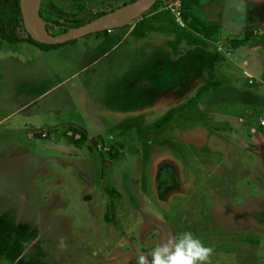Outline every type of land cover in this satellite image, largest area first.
Masks as SVG:
<instances>
[{"label":"rangeland","instance_id":"1","mask_svg":"<svg viewBox=\"0 0 264 264\" xmlns=\"http://www.w3.org/2000/svg\"><path fill=\"white\" fill-rule=\"evenodd\" d=\"M121 1L40 0L39 10L69 27ZM226 2L228 20L250 22ZM166 5L145 19L190 31ZM132 25L43 49L0 39V212L37 229L40 264H137L185 231L213 248L210 264H264V33L238 34L234 50L219 29L171 67L161 46L147 86L150 46L115 38ZM196 58L201 78L184 80ZM68 125L85 133L80 146L66 141Z\"/></svg>","mask_w":264,"mask_h":264},{"label":"trees","instance_id":"2","mask_svg":"<svg viewBox=\"0 0 264 264\" xmlns=\"http://www.w3.org/2000/svg\"><path fill=\"white\" fill-rule=\"evenodd\" d=\"M18 1L19 0H0V39L10 42L25 40L27 42H31L33 44L41 46V48H47L60 44H47L37 42L29 37V35L24 31L22 27ZM130 1L132 0H123L114 5L103 4L93 13L92 16L86 18L85 20L73 23L70 26L81 24L97 15L110 11ZM174 1L175 0H156L147 9V11L142 13L139 17L129 21V23L133 22V25L129 30L130 34L134 36H142L145 31L156 29V27H154L150 23V20L145 19V15L153 12L156 9L158 3L168 4ZM177 1V8L180 11V16L182 20H184L185 25L190 29V31L182 30L179 35L181 34V37L185 38L188 44L205 46L207 40L211 39L216 33H218L220 29L219 25L216 23H206L194 14V12L192 11V6L196 4L198 0ZM38 13L40 15L39 6ZM155 17L156 15L152 16V18ZM47 22H49V24ZM66 28L67 26L59 25L55 21L50 20L46 21L45 24L46 31L52 35L58 32H62ZM245 39L246 36H232L227 40V46L230 48H236L238 46H241L245 42ZM207 86V84H202L196 91V94H199V92L207 88ZM171 117V111L164 113L155 121V127L162 126L164 123L169 121ZM68 129L69 132L64 133V136L69 144L80 146L86 140V135L82 130L73 126H68ZM109 191L110 193H113V189H110ZM36 237L37 229L27 222L15 221L11 210L5 209L0 212V256L8 260L10 264H40L39 257L42 255L43 250L37 243ZM244 239L251 240L249 236H244ZM28 246H32V253L26 251V248Z\"/></svg>","mask_w":264,"mask_h":264},{"label":"crops","instance_id":"3","mask_svg":"<svg viewBox=\"0 0 264 264\" xmlns=\"http://www.w3.org/2000/svg\"><path fill=\"white\" fill-rule=\"evenodd\" d=\"M235 1H236V10L234 9L233 10L238 12L241 15V18L243 17L244 20H249L250 21L249 23L237 25L236 23H233L230 20H228L227 17L224 15V8L229 4L228 2H226V0H218L215 2L213 0V2H210V3L209 2L205 3L204 1L198 0V2L192 6V11L202 21L206 23L218 24L220 27V32L223 30L224 33H226L227 35H230V37L231 36L237 37L238 34L245 32V31H248L249 33H264V0H235ZM152 21L150 23L154 27L157 26L156 29L145 31L142 36H134L130 34V31L120 30L119 33H116V37H115L117 42H122L123 38H126V36H131L132 42L138 47L150 46L149 52L151 54V61L153 62V65L155 66H151V69L153 71H151V69L149 70V67H148L149 72H147V74H150L152 77L149 80L148 79L146 81L144 80L143 83L147 84V86L154 85L155 84L154 76L155 75L159 76V74L157 73H160L159 70H161V65H162L159 63V61L162 59V57L160 56L161 46H163V48H165L167 52L165 59H168L167 65L170 63L168 65L170 67L171 65L175 64L174 62L175 60L183 62L184 60L183 52H190L191 50L196 51L198 48L202 49L200 48V45L198 46L196 44H188L185 38L181 37V35H178L176 37V33H173L174 31L172 32L171 30L166 29L164 27L161 28L159 24L156 25ZM107 32H110V31H107ZM260 36H262V34H260ZM172 37L175 39V41H173L174 42L173 47L171 46L172 40H173ZM160 39L162 40V42L160 41ZM157 40L159 42H156ZM249 44H252V42H249L248 45ZM241 47H243V44L241 46L236 47L234 50L239 49ZM172 52L174 53L176 52L178 54L177 59L171 58ZM261 62H263V59H261ZM190 63L189 64L192 66V68L188 67V64L185 62L182 64V69L189 70V68H191L193 71L192 72L193 75L192 74L190 75L192 77L186 78L190 75L184 76L185 74H187V71L182 73L181 77L187 81H191L194 79L196 80V82H198V80L201 78V75L199 73V69H197V65H200V62L196 58L193 61L190 60ZM152 74H155V75H152ZM77 127L78 126H76V128Z\"/></svg>","mask_w":264,"mask_h":264},{"label":"water","instance_id":"4","mask_svg":"<svg viewBox=\"0 0 264 264\" xmlns=\"http://www.w3.org/2000/svg\"><path fill=\"white\" fill-rule=\"evenodd\" d=\"M156 0H132L110 11L97 15L76 26L67 27L64 31L49 34L45 29V21L38 13L40 0L18 1L21 23L29 37L37 42L55 44L80 37L91 32L107 30L120 26L139 17Z\"/></svg>","mask_w":264,"mask_h":264},{"label":"clouds","instance_id":"5","mask_svg":"<svg viewBox=\"0 0 264 264\" xmlns=\"http://www.w3.org/2000/svg\"><path fill=\"white\" fill-rule=\"evenodd\" d=\"M213 248L191 231L170 235L150 253L140 252L137 264H210Z\"/></svg>","mask_w":264,"mask_h":264},{"label":"built area","instance_id":"6","mask_svg":"<svg viewBox=\"0 0 264 264\" xmlns=\"http://www.w3.org/2000/svg\"><path fill=\"white\" fill-rule=\"evenodd\" d=\"M171 6V10L173 11V15H174V19L176 21V23L179 25V26H184L185 25V22L184 20H182L181 16H180V11L179 9L177 8L178 6V1L175 0L174 2L170 3V4H167L166 7H170ZM174 7V8H173ZM109 29H107L108 31ZM258 122L260 124H263V120L261 119V116L258 115Z\"/></svg>","mask_w":264,"mask_h":264},{"label":"bare ground","instance_id":"7","mask_svg":"<svg viewBox=\"0 0 264 264\" xmlns=\"http://www.w3.org/2000/svg\"><path fill=\"white\" fill-rule=\"evenodd\" d=\"M26 2V0H23V4Z\"/></svg>","mask_w":264,"mask_h":264},{"label":"flooded vegetation","instance_id":"8","mask_svg":"<svg viewBox=\"0 0 264 264\" xmlns=\"http://www.w3.org/2000/svg\"><path fill=\"white\" fill-rule=\"evenodd\" d=\"M46 24V23H45Z\"/></svg>","mask_w":264,"mask_h":264}]
</instances>
